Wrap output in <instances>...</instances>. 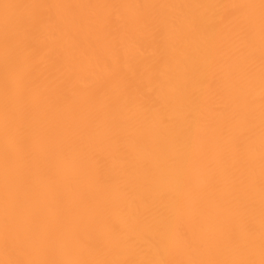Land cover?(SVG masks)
Here are the masks:
<instances>
[{
	"label": "bare ground",
	"instance_id": "bare-ground-1",
	"mask_svg": "<svg viewBox=\"0 0 264 264\" xmlns=\"http://www.w3.org/2000/svg\"><path fill=\"white\" fill-rule=\"evenodd\" d=\"M261 0H0V264H261Z\"/></svg>",
	"mask_w": 264,
	"mask_h": 264
},
{
	"label": "snow or ice",
	"instance_id": "snow-or-ice-1",
	"mask_svg": "<svg viewBox=\"0 0 264 264\" xmlns=\"http://www.w3.org/2000/svg\"><path fill=\"white\" fill-rule=\"evenodd\" d=\"M261 8L264 10V0H261ZM261 264H264V260L261 261Z\"/></svg>",
	"mask_w": 264,
	"mask_h": 264
}]
</instances>
